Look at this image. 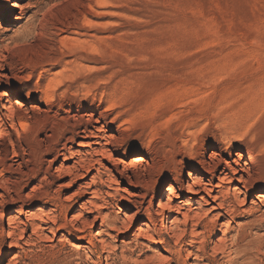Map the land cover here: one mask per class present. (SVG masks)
Masks as SVG:
<instances>
[{"label": "rangeland", "instance_id": "1", "mask_svg": "<svg viewBox=\"0 0 264 264\" xmlns=\"http://www.w3.org/2000/svg\"><path fill=\"white\" fill-rule=\"evenodd\" d=\"M9 2L20 7L8 9ZM19 13L21 26L6 52L4 68L17 74L14 94L25 101L30 91L34 93L28 106L48 100L52 109L41 115L42 125L25 132L19 126L22 137L15 132L13 146H24L29 161L24 173L0 171V186L10 189L3 205L6 213L11 210V196L29 192L37 184L33 178L42 173L45 156L36 141L50 128L68 130L64 118L68 112H85L90 105L112 122L110 132L119 131L121 158L130 161L142 154L153 162L157 182L138 204L141 214L147 204L157 208L175 170L182 165L189 168V155L205 150L226 159H246L244 175L252 173L248 198L264 193V0H0V44ZM4 123L12 125L7 118ZM13 146L0 154V160L14 163ZM118 168V176L134 174L131 168ZM139 172L145 175L143 168ZM54 175V182L42 190L56 199L76 193L87 181ZM67 183L71 184L59 189V184ZM41 191L31 200L41 198L53 207L55 200ZM230 197L226 205L235 204ZM83 199L77 195L74 201ZM135 209L122 205L124 212ZM260 210L236 217L243 220L239 228L247 234L239 241L242 249L230 257L228 242L226 252H210L207 264H264V205ZM143 220L137 217L115 243L132 240ZM92 232V255L87 250L72 252L65 241L32 237L15 249L0 244V264H106L107 253L96 244V229ZM162 237L172 241L174 250L167 254L173 259L170 264H177L175 248L180 246L167 234ZM214 237L215 231L208 235L210 245ZM140 251L148 252L138 247L135 254ZM121 256V250L111 254L124 264Z\"/></svg>", "mask_w": 264, "mask_h": 264}, {"label": "bare ground", "instance_id": "2", "mask_svg": "<svg viewBox=\"0 0 264 264\" xmlns=\"http://www.w3.org/2000/svg\"><path fill=\"white\" fill-rule=\"evenodd\" d=\"M7 7L13 9L20 6L17 2H9ZM21 17V13L15 15L14 22L7 28L8 36L0 44V154L13 146L16 131L19 137L23 136L18 130L19 126L25 132L42 125L41 115L52 109V101L48 100L42 103L45 108H42V104L28 106L34 93L30 91L25 101L23 96L14 94L13 81L17 74L14 70L4 68L6 52L15 43ZM14 95L16 100L12 99ZM68 113L64 117L68 120V130L67 127L50 128L36 141L38 151L45 156L42 173L33 178L37 184L29 192H17L11 196V210L8 213L3 205L10 189L7 191L4 186H0V244L9 243L15 249L21 247L22 240L29 242V239L36 237L39 241L51 243L65 241L72 252L87 250L91 254L92 231L96 229V244L99 243L100 248L107 253L106 264L122 263L111 257L118 250H121L124 264H145L147 261L170 264L173 259L167 253L174 250V245H171V240L162 237L164 234L175 239V244L180 246L175 248L179 258L177 264H207L211 259L210 252H226L228 242H231V249L226 252L228 256L242 249L239 241L244 240L247 234L245 228L240 229L243 220L236 217L249 215L264 205V193L257 194L253 200L247 196L252 173L244 175L248 170L246 159L240 160V156L226 159L210 150L200 155L191 153L187 162L189 168L182 165L179 170H175V177L164 185L157 208L154 210L151 208L153 206L147 207V204L141 214L142 207L138 204H142L147 197L150 185L157 182L152 160H146L142 154L135 155L130 161L121 158L119 153L122 143L117 136L119 131L110 132L112 122L106 119V114L98 112L94 105H90L85 112ZM5 118L11 120V126L4 123ZM27 153L24 146H13L14 163L0 160L1 173L6 170L21 172L29 161ZM61 157L63 159L59 162ZM120 165L125 169H133V176L128 173L123 175L122 172L118 176ZM196 166L201 172L194 170ZM142 168L145 175L139 172ZM55 172L59 178L72 176L71 182L76 178L87 181L81 182L76 193L56 199L53 193L42 190L45 185L54 182ZM70 184H59L58 187L60 189ZM38 189L42 190L43 195L52 196L55 200L53 207H48L41 198L31 200ZM77 195H82L83 201L75 202ZM229 196L235 204L226 205L231 203H226ZM35 202L38 205L32 208ZM123 203L136 209L124 212ZM137 217L145 220L139 222L132 240L127 242L123 239L120 244H116L121 233L129 231ZM213 230L215 237L210 245L208 235ZM186 238L187 242H184ZM138 247H146L148 252L144 255L141 251L135 254ZM2 256L3 251H0V262Z\"/></svg>", "mask_w": 264, "mask_h": 264}]
</instances>
